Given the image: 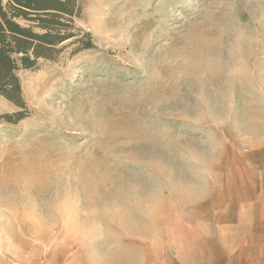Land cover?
<instances>
[{
	"label": "rangeland",
	"instance_id": "374dc122",
	"mask_svg": "<svg viewBox=\"0 0 264 264\" xmlns=\"http://www.w3.org/2000/svg\"><path fill=\"white\" fill-rule=\"evenodd\" d=\"M81 7L94 47L19 69L27 115L0 117V264H144L264 144V0Z\"/></svg>",
	"mask_w": 264,
	"mask_h": 264
},
{
	"label": "crops",
	"instance_id": "0c3cea01",
	"mask_svg": "<svg viewBox=\"0 0 264 264\" xmlns=\"http://www.w3.org/2000/svg\"><path fill=\"white\" fill-rule=\"evenodd\" d=\"M176 209L144 264H264V144L228 154L219 181Z\"/></svg>",
	"mask_w": 264,
	"mask_h": 264
},
{
	"label": "trees",
	"instance_id": "16d2710c",
	"mask_svg": "<svg viewBox=\"0 0 264 264\" xmlns=\"http://www.w3.org/2000/svg\"><path fill=\"white\" fill-rule=\"evenodd\" d=\"M81 8V0H0V95L20 108L0 117L16 122L27 115L19 69L57 60L68 45L70 55L94 47L91 33L75 24Z\"/></svg>",
	"mask_w": 264,
	"mask_h": 264
}]
</instances>
